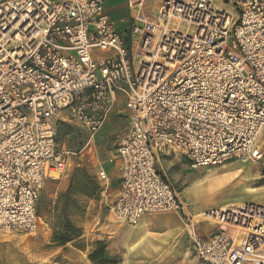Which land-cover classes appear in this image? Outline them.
Here are the masks:
<instances>
[{"label":"built area","instance_id":"1","mask_svg":"<svg viewBox=\"0 0 264 264\" xmlns=\"http://www.w3.org/2000/svg\"><path fill=\"white\" fill-rule=\"evenodd\" d=\"M126 5L127 20H114L103 0H0V230H34L45 180L69 169L55 140L63 110L92 139L123 106L126 131L109 162L120 178L111 210L126 224L145 213L186 217L160 153L203 168L264 157V0ZM96 178L108 180L101 163ZM219 208L231 226L191 236L197 262L264 264V207L241 203L234 219Z\"/></svg>","mask_w":264,"mask_h":264},{"label":"rangeland","instance_id":"2","mask_svg":"<svg viewBox=\"0 0 264 264\" xmlns=\"http://www.w3.org/2000/svg\"><path fill=\"white\" fill-rule=\"evenodd\" d=\"M103 1L104 13L114 20H127L126 0ZM186 28L181 25V30ZM109 117L92 139L88 126L71 109L55 117V140L58 148L67 150L70 167L58 178L46 180L36 200L39 223L35 230H0V264H98L90 260L89 253L102 244L112 258L109 260L114 261L109 264H199L190 244L191 236L206 235L218 228L217 222L199 218V213L219 206L226 210L242 202H264V187L259 179L264 172V157L260 161L203 168L191 167L185 156L160 153L158 171L165 172L185 207L186 217L181 214L183 221L180 219L182 232L172 236L152 224L144 234L130 238L132 231H139L136 227L141 219L126 224L117 220L111 210L120 178L109 157L126 131L123 106L114 108ZM260 143L264 151V134ZM85 144L87 147L81 151ZM98 163L108 173L102 186L96 178ZM244 177V184H239L238 179ZM244 185L260 191L252 198L243 190ZM63 235L70 236L71 241L58 242Z\"/></svg>","mask_w":264,"mask_h":264},{"label":"crops","instance_id":"3","mask_svg":"<svg viewBox=\"0 0 264 264\" xmlns=\"http://www.w3.org/2000/svg\"><path fill=\"white\" fill-rule=\"evenodd\" d=\"M118 107V106H117ZM116 108V107H115ZM113 112V111H112ZM112 114V113H111ZM110 114V116H111ZM111 117H109L108 120H110ZM263 135V134H262ZM124 136V135H123ZM122 136V137H123ZM262 137V136H261ZM112 155V154H111ZM110 155V156H111ZM159 164V163H158ZM161 167L159 166V169ZM117 169V168H116ZM161 173H163V175H165V172L163 170L160 171ZM119 173V172H118ZM239 172H236L234 174V178L237 177L239 174ZM166 176V175H165ZM232 177V178H233ZM245 179V180H244ZM244 179H238V182L239 184H244V181H246V177H244ZM263 186V185H262ZM264 187V186H263ZM119 189V188H118ZM246 189L248 190H255V191H260V190H257L256 188H251V187H248L246 185H244V190L246 191ZM118 192V191H117ZM117 194V193H116ZM116 196V195H115ZM115 199V197H114ZM113 199V200H114ZM251 202V201H250ZM252 202H255V201H252ZM258 204H262L264 205V202H256ZM141 220L138 222V223H141V222H146V225L142 226L140 228L139 231H142L140 233L144 234V231L146 228H148L149 225H154L156 227H159V228H162L164 229L166 232H168L170 235L172 236H179L182 232V229H183V225H182V222L181 220L183 221V217L176 213V212H172V211H168V212H159V213H145L144 215L141 216L140 218ZM181 219V220H180ZM166 222V223H165ZM170 222V223H169ZM214 223V222H212ZM136 228L139 229V227L137 226ZM135 228V229H136ZM132 231V233L130 234V238H135L137 237L138 235V232L139 231ZM207 235V234H206ZM205 236V235H204ZM190 244H191V241H190ZM192 247V245H191ZM196 258V257H195Z\"/></svg>","mask_w":264,"mask_h":264},{"label":"bare ground","instance_id":"4","mask_svg":"<svg viewBox=\"0 0 264 264\" xmlns=\"http://www.w3.org/2000/svg\"><path fill=\"white\" fill-rule=\"evenodd\" d=\"M262 134H264V131H262L261 132V135H260V138H261V136H262ZM260 161V160H259ZM228 163V162H227ZM233 163H237V162H233ZM226 164V163H225ZM224 165V164H223ZM239 172V171H238ZM49 178H51V177H48L46 180H48ZM51 179H55V178H51ZM46 180H45V182H46ZM45 182H44V184H45ZM44 186V185H43ZM43 188V187H42ZM41 188V189H42ZM244 190V189H243ZM41 191V190H40ZM246 192H248V193H250V194H252V198H255V195L258 193L257 191H255V190H253V189H251V190H248V189H246ZM40 193V192H39ZM253 200V199H252ZM242 203H244V202H242ZM250 203H253V204H255V205H259V206H263L262 204H258V203H256V202H250ZM239 204H234L233 206H229V207H227V209L226 210H222V211H225V215H226V217H227V219H229V218H232V219H234V215H233V213H229L228 214V212L229 211H231V210H233V209H235L237 206H238ZM264 207V206H263ZM215 210H217V209H212V210H210V211H207V212H204V213H199L198 214V216H199V218L200 217H204V218H206L209 222H219L220 224H222V225H224V226H231V224L230 223H227V222H225V221H221V220H219V217H218V210L217 211H215ZM36 213H37V211H36ZM195 217V216H194ZM38 223H39V218H38V215H37V225H36V228H37V226H38ZM166 223V222H165ZM170 223V222H169ZM144 225H146V222H141V223H138L137 224V226L139 227V230H140V228L142 227V226H144ZM35 228V229H36ZM34 229V230H35ZM136 232V231H135ZM140 232H142V231H139L138 232V234H142V233H140ZM131 236V235H130Z\"/></svg>","mask_w":264,"mask_h":264},{"label":"trees","instance_id":"5","mask_svg":"<svg viewBox=\"0 0 264 264\" xmlns=\"http://www.w3.org/2000/svg\"><path fill=\"white\" fill-rule=\"evenodd\" d=\"M68 226H70L69 222H67ZM58 242H62V243H66L71 241V237L70 236H60V238L57 239ZM89 258L90 260H92L95 263L98 264H109V263H114V261L109 260L112 259L111 256H109L106 247L102 244L99 245L98 247H96L95 249H93L90 253H89Z\"/></svg>","mask_w":264,"mask_h":264}]
</instances>
